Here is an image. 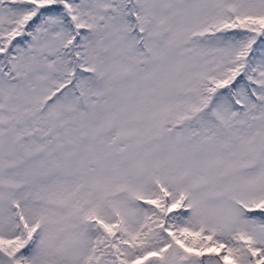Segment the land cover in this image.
<instances>
[{"label": "snow or ice", "instance_id": "6c2138e0", "mask_svg": "<svg viewBox=\"0 0 264 264\" xmlns=\"http://www.w3.org/2000/svg\"><path fill=\"white\" fill-rule=\"evenodd\" d=\"M0 264H264V0H0Z\"/></svg>", "mask_w": 264, "mask_h": 264}]
</instances>
